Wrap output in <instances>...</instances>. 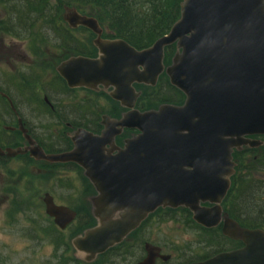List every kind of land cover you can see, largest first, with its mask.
<instances>
[{"label": "water", "instance_id": "water-1", "mask_svg": "<svg viewBox=\"0 0 264 264\" xmlns=\"http://www.w3.org/2000/svg\"><path fill=\"white\" fill-rule=\"evenodd\" d=\"M66 12L70 28L81 26L96 36L92 45L98 53L62 62L57 74L69 89L112 88L108 95L127 112L119 120L102 116L99 135L79 129L70 138L72 150L48 155L19 120L27 145L0 148V158L28 154L83 170L96 192L88 199L96 225L71 245L85 263L120 244L158 208H185L196 224L215 228L234 174L233 151L258 147L248 137L264 136V0H184L169 33L141 51L123 40L101 39L94 18ZM172 44L177 52L164 69L163 50ZM163 72L185 95L183 105L139 112L140 93L133 85L153 87ZM124 129L138 133L118 148L115 138ZM42 202L59 230L75 220L76 213L55 205L49 194ZM205 203L212 207H202ZM221 232L243 246L190 264H264L263 230L241 228L225 214ZM145 251L140 264L169 259L153 245L146 244Z\"/></svg>", "mask_w": 264, "mask_h": 264}, {"label": "rangeland", "instance_id": "rangeland-1", "mask_svg": "<svg viewBox=\"0 0 264 264\" xmlns=\"http://www.w3.org/2000/svg\"><path fill=\"white\" fill-rule=\"evenodd\" d=\"M49 6L53 8L54 1H51ZM66 10L62 14L64 23ZM4 12L0 4V20L3 19ZM78 31L82 33L75 34V37L82 39L89 47L94 37L84 31ZM26 47V41L11 40L0 35V91L10 96L20 117L44 146H57L59 139L56 137L68 133L58 116L64 117V112L68 115L75 113L74 109L84 108L81 105L82 100L86 101L84 104L86 109L83 110L86 112L88 123L93 120L92 115L100 116L114 108L103 96L96 97L85 91L72 94L62 92L47 72L42 77L40 88L32 87L30 82L25 83L23 79L19 80L29 73L28 68L35 63ZM46 53L48 56L45 60H50V52ZM71 55H58V59L53 63L54 68L63 56L62 61ZM106 91L111 92L112 88ZM44 97L51 101L55 108L61 106L55 116L49 115L48 110L41 106ZM11 121L12 116L8 107L0 100V134L8 136L0 141V146H7L12 139L13 135L3 128L16 127ZM24 142L18 139V145L14 148L22 147ZM35 162L27 163L26 160L16 158L0 162V264H75L76 258L83 261L84 255L72 249L71 241L95 226V223L83 229L76 227V220L65 231L58 229L55 231L52 227L50 229L52 220L44 213L42 198L49 194L55 205L67 207L79 216H84L88 214L86 200L95 194L91 195L89 185L82 178L81 171L73 167L63 168L64 170L49 169L43 165V161ZM252 178L258 185L264 187V173L254 174ZM13 190L20 195L18 197L13 195L11 193ZM19 205L24 206L23 211L14 213V208ZM89 209L91 212V205ZM168 215L171 216L170 219L167 218ZM189 218L185 211L164 210L143 225V235H146L151 245L162 248V253L170 256L167 264L196 261L215 250V247L207 246L205 242L198 246L197 229L189 225L191 224ZM50 231L54 233V237ZM48 234L52 238L57 236L60 239L59 249L50 242ZM144 241L143 236L137 232L123 246L116 249L130 254L115 257L113 252L107 260L99 264H135L137 253L135 250Z\"/></svg>", "mask_w": 264, "mask_h": 264}, {"label": "trees", "instance_id": "trees-1", "mask_svg": "<svg viewBox=\"0 0 264 264\" xmlns=\"http://www.w3.org/2000/svg\"><path fill=\"white\" fill-rule=\"evenodd\" d=\"M51 1L55 3L53 8L49 6ZM182 2L183 0H0L1 7L5 10L4 17L0 20V35L11 40L26 41L28 53L35 60L34 65L28 68L29 73L19 78V80L23 79L25 83L30 82L32 87L40 88V86H42V77L47 72L62 92L72 94L85 91L96 97L103 96L108 102H111L114 107L104 114L108 115L110 118H119L120 113L125 110L116 102L112 101L106 94L103 92L95 93L84 89L70 90L66 87L64 81L57 75L53 63L58 59V55L72 54L71 56H86L93 58L97 53L92 45V40L88 47L82 39L75 37V34L82 33L78 30L86 32L92 38L94 35L84 28L75 30L69 29L62 18L64 10L74 9L83 16L95 18L100 28L103 30L101 36L103 39H120L136 50H143L150 47L158 38L169 32L172 25L180 17V5ZM46 52H50V60H45V57L48 56ZM174 53V46L165 48V66L170 64ZM63 59L64 56L60 62ZM49 69H51L53 73L50 72ZM135 89L140 92L136 108L142 112L156 110L160 105L164 104L181 105L184 101L183 94L169 84L168 78L164 74L159 77L155 87L135 85ZM41 90L47 93L46 90ZM85 102V100L81 101V105L84 108L80 107L78 110L74 109L76 114L68 113L67 115V113L64 112V117L58 116L61 125L67 132L76 128H82L92 133L99 132L101 115H92L93 120L88 123L86 112L83 110L86 109L84 105ZM41 106L48 110L47 113L49 115L53 116L60 111L59 109L61 107L58 106L55 108V105H53L54 109L50 110V108L45 106L43 100ZM134 133L133 131L125 130L121 136L116 138V143L121 145L123 139L130 137ZM19 134L20 133L17 131L12 133V139L6 147H16L18 145V139H22ZM35 138L38 145L41 146L46 153H60L71 147L69 138L66 134L56 137V139H59V142H57L58 145L51 147L44 146L38 137L35 136ZM13 140L15 141L13 142ZM262 141L264 142V138H262ZM263 145L254 149L243 148L241 151H235L233 153V160L236 163L235 174L231 177V187L223 202L224 211L228 216L239 223L241 227L248 229L264 230V187L258 185L252 178L254 174L264 173ZM16 159L26 160L27 163L35 162L33 159L29 158L28 155L18 156ZM0 162H2L1 159ZM35 163H37V161ZM42 163L49 169L60 168V170H64L63 168L73 167L81 171L82 174V170L74 164ZM82 178H84L83 175ZM84 181L88 183L91 195L95 194L89 182L85 178ZM11 193L16 197L20 195L14 190ZM86 204L88 207V214L84 216H79L77 214L76 219V227L83 229L91 227L95 223L90 213V204L88 200H86ZM23 207L24 206L19 205L14 208L13 212H21L24 209ZM179 210L185 211L190 217L189 212L185 209L180 208ZM161 211L163 210L157 209L154 213L149 215L142 226L132 232L127 237V240L139 232L144 224L155 217V215H158ZM165 211L173 212V210L169 209ZM167 218L170 219L171 216L168 215ZM189 223H191L189 225L195 226L190 218ZM51 227L55 231H58L53 223L50 229ZM50 234L54 237L52 231H50ZM48 236L53 246L59 249L60 239L57 236L55 238H52L49 234ZM201 238L202 242H205L207 246L215 247V250L209 254L221 251L218 248L224 246L223 244H216L215 235L211 234V232L201 234ZM127 240L101 255L99 259L101 257L105 258L99 260L97 263L99 264L102 263L103 260H107V256L111 255L110 253L114 252L115 255L116 249L123 246ZM230 243L231 248L240 246L238 242L230 241ZM206 256L207 255L200 257L199 259L205 258ZM190 262L194 261H188L186 263ZM75 264L80 263L75 261Z\"/></svg>", "mask_w": 264, "mask_h": 264}, {"label": "flooded vegetation", "instance_id": "flooded-vegetation-1", "mask_svg": "<svg viewBox=\"0 0 264 264\" xmlns=\"http://www.w3.org/2000/svg\"><path fill=\"white\" fill-rule=\"evenodd\" d=\"M0 100L1 101H3L4 103H5V105L8 107V110H9V113L11 114V116H12V121H11V123H13V125L14 124H16L17 122H18V119L20 118L19 117V115H18V113H17V110L15 109V110H13L12 109V107H11V105L9 104V102H8V100H11L10 99V96L8 95V94H6V93H4V92H2V91H0ZM45 101H44V103H45V105L47 106V107H49L50 108V110H53L54 109V107L47 101V99H44ZM12 101V100H11ZM13 102V101H12ZM13 105H14V102H13ZM14 108H15V106H14ZM3 128H4V130L5 131H7V132H12V131H14V127L13 126H3ZM28 131L31 133V136L33 137V139L36 141V143H37V140H36V138H35V136L37 137V135H35V134H33V131L32 130H30V128H28ZM6 138H8V136H4V134L2 135V134H0V141H3V140H5ZM125 139H123L122 141H121V144H123V141H124ZM38 144V143H37ZM115 144H116V146H118V147H122V145H118L116 142H115ZM202 206L203 207H206V208H209V207H211V205H209V204H202ZM224 214H225V212H224V210H222V212H221V216H220V222L218 223V225L215 227V229H213V230H207V229H201V228H198V225H197V235H198V246H200V245H202V238H201V234H203V233H206V232H211V234H214L215 235V238H216V244H223L224 246H222V247H220V248H218L219 250H221V251H219V252H216V253H212V254H210V255H207L205 258H202L201 260H198V262H200V261H204V260H206V259H209V258H211V257H213V256H215V255H217V254H219V253H222V252H226V251H230V250H234V249H238V248H240V247H242V245H240V246H237L236 248H231V243H230V241L226 238V237H224V236H222V234H221V229H222V226H223V221H224ZM199 230V231H198ZM204 230V231H203ZM139 234L141 235V236H143V238L145 239V241L143 242V244H141L135 251L137 252L136 253V255H135V264H140L145 258H146V251H145V245L147 244V243H149V244H151L149 241H148V238L146 237V235H143L144 234V230H143V228L139 231ZM153 245V244H152ZM133 248H135V246L133 247ZM122 251H124V250H118L117 252H116V256H118V257H121V256H126V254L128 255V254H130V253H127L126 251H124V252H122ZM122 252V253H121ZM160 254H162L163 255V253H162V248H160ZM114 255V256H115ZM115 256V257H116ZM107 258H109V256H107ZM171 259V258H170ZM169 262V260L168 261H166V262H163L161 259H156V261H155V264H167Z\"/></svg>", "mask_w": 264, "mask_h": 264}]
</instances>
